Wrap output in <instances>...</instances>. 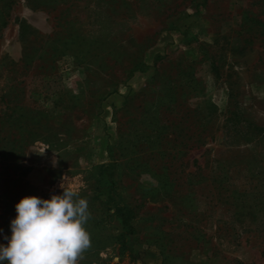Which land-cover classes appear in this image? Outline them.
<instances>
[{"label": "rangeland", "instance_id": "rangeland-1", "mask_svg": "<svg viewBox=\"0 0 264 264\" xmlns=\"http://www.w3.org/2000/svg\"><path fill=\"white\" fill-rule=\"evenodd\" d=\"M61 185L77 264H264V0H0V245Z\"/></svg>", "mask_w": 264, "mask_h": 264}, {"label": "clouds", "instance_id": "clouds-1", "mask_svg": "<svg viewBox=\"0 0 264 264\" xmlns=\"http://www.w3.org/2000/svg\"><path fill=\"white\" fill-rule=\"evenodd\" d=\"M75 196L63 188L62 195H52L48 200L22 198L15 206L12 235L5 237L8 244L0 245V264H77L90 246L84 227L90 213L87 200Z\"/></svg>", "mask_w": 264, "mask_h": 264}, {"label": "trees", "instance_id": "trees-1", "mask_svg": "<svg viewBox=\"0 0 264 264\" xmlns=\"http://www.w3.org/2000/svg\"><path fill=\"white\" fill-rule=\"evenodd\" d=\"M111 168H108V170ZM107 205L109 206V211L113 212V217H115L120 225L121 228V235L120 240L122 243V246L126 250H131L130 247V241L129 239L135 235L136 229L133 224V215L131 213V210L128 209L126 206L119 203L115 198L110 197ZM132 251V250H131Z\"/></svg>", "mask_w": 264, "mask_h": 264}]
</instances>
